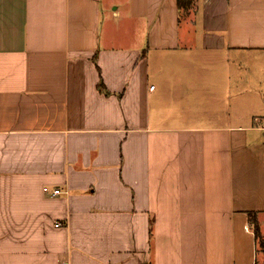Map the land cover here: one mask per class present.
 <instances>
[{"label":"crops","instance_id":"1","mask_svg":"<svg viewBox=\"0 0 264 264\" xmlns=\"http://www.w3.org/2000/svg\"><path fill=\"white\" fill-rule=\"evenodd\" d=\"M260 241L264 0H0V264H264Z\"/></svg>","mask_w":264,"mask_h":264},{"label":"trees","instance_id":"2","mask_svg":"<svg viewBox=\"0 0 264 264\" xmlns=\"http://www.w3.org/2000/svg\"><path fill=\"white\" fill-rule=\"evenodd\" d=\"M183 1H180V4L182 3ZM254 226V233H255V236L258 240H261V237H260V231H259V226L256 222L253 223ZM260 248L261 250L264 252V243L262 241H260Z\"/></svg>","mask_w":264,"mask_h":264},{"label":"built area","instance_id":"3","mask_svg":"<svg viewBox=\"0 0 264 264\" xmlns=\"http://www.w3.org/2000/svg\"><path fill=\"white\" fill-rule=\"evenodd\" d=\"M153 88H154V87L151 86V89H153ZM43 190H44L45 193H49V192H50L49 189H48L47 187H45ZM57 194H59V190H58V189H54V190L52 191V195H57ZM55 226L58 227V226H61V225H60V223H56ZM61 264H69V263H68L67 261H64V262H62Z\"/></svg>","mask_w":264,"mask_h":264},{"label":"rangeland","instance_id":"4","mask_svg":"<svg viewBox=\"0 0 264 264\" xmlns=\"http://www.w3.org/2000/svg\"><path fill=\"white\" fill-rule=\"evenodd\" d=\"M261 253H263V251H262V250H261ZM261 253H260V254H261ZM261 256H262V258H263V255H262V254H261ZM261 256H260V257H261ZM260 257H259V258H260ZM260 259H261V258H260Z\"/></svg>","mask_w":264,"mask_h":264}]
</instances>
